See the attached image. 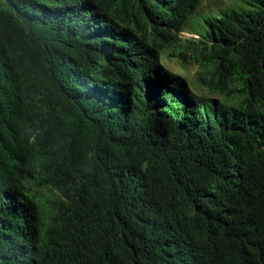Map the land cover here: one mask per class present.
<instances>
[{
  "label": "trees",
  "instance_id": "trees-1",
  "mask_svg": "<svg viewBox=\"0 0 264 264\" xmlns=\"http://www.w3.org/2000/svg\"><path fill=\"white\" fill-rule=\"evenodd\" d=\"M196 3L0 0V264H264V0L201 21L227 101L158 60Z\"/></svg>",
  "mask_w": 264,
  "mask_h": 264
},
{
  "label": "rangeland",
  "instance_id": "rangeland-1",
  "mask_svg": "<svg viewBox=\"0 0 264 264\" xmlns=\"http://www.w3.org/2000/svg\"><path fill=\"white\" fill-rule=\"evenodd\" d=\"M239 4L241 0H197L194 11L184 17L179 30L171 32L173 37L161 43L158 55L160 65L179 76L189 92L218 101L228 100L224 95L208 88L205 83L211 78L216 64L208 65L200 60V55L207 54L208 50L204 48L199 32L203 17L218 16L226 8ZM26 187L37 198L47 218L51 207H54L58 201L56 192L32 184H26Z\"/></svg>",
  "mask_w": 264,
  "mask_h": 264
}]
</instances>
